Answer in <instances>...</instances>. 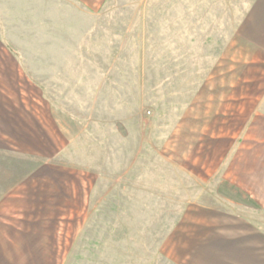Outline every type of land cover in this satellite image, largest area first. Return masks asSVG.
<instances>
[{
    "label": "rangeland",
    "instance_id": "obj_1",
    "mask_svg": "<svg viewBox=\"0 0 264 264\" xmlns=\"http://www.w3.org/2000/svg\"><path fill=\"white\" fill-rule=\"evenodd\" d=\"M256 1L4 0L0 264H264Z\"/></svg>",
    "mask_w": 264,
    "mask_h": 264
},
{
    "label": "crops",
    "instance_id": "obj_2",
    "mask_svg": "<svg viewBox=\"0 0 264 264\" xmlns=\"http://www.w3.org/2000/svg\"><path fill=\"white\" fill-rule=\"evenodd\" d=\"M8 4L9 2L5 3L4 0H0V65L3 63V55L12 56L18 54L20 52V45H27L30 37L27 30H20V22L17 17L7 19L4 22V6H8ZM14 5H18L17 1ZM251 19V46L253 50L258 51L260 54H264V0L256 1L252 8ZM8 30H10V32H7ZM232 264H236L235 261Z\"/></svg>",
    "mask_w": 264,
    "mask_h": 264
}]
</instances>
